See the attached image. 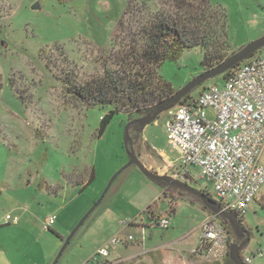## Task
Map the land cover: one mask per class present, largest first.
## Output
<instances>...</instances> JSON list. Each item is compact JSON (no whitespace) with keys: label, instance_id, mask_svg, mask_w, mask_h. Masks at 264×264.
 I'll list each match as a JSON object with an SVG mask.
<instances>
[{"label":"rangeland","instance_id":"1","mask_svg":"<svg viewBox=\"0 0 264 264\" xmlns=\"http://www.w3.org/2000/svg\"><path fill=\"white\" fill-rule=\"evenodd\" d=\"M128 1L0 0V142L4 143L0 153L5 159L10 157L9 168L14 171L10 184L0 187V201L29 208L25 215L33 218V224L20 233L28 264H33L32 256L39 249L53 254L50 264L55 262L66 238L98 202L115 173L129 161L126 128L141 114L116 112L99 136L101 119L113 107H88L67 94L59 79L73 72L78 80L85 81L103 73V64L118 51L125 36L120 23L128 24ZM158 2L151 0L149 4L154 9L159 7ZM212 2L227 12L231 54L264 35V0ZM258 53L264 54V47ZM202 60L200 48H190L180 59L166 60L159 74L175 93L207 70ZM223 83V76L218 75L190 94L197 96L204 87ZM169 113L170 108L165 109L138 136L130 128L129 143L133 139V150L148 169L184 181L189 178L191 186L216 201L211 183L199 177L197 168L190 166L189 175L180 174L178 154L166 135ZM261 161L264 163V151ZM93 170L94 181L82 189L80 182H87ZM159 188L137 166L125 169L57 264H91L87 260L93 252L92 240L105 222L110 236H141V231L129 223L146 225L150 220L146 211L151 205L154 214L170 218L168 228L146 232L153 240H174L179 248L187 250V257L200 264H220L193 254L202 225L212 214L189 194L176 203L171 213L170 200H176L178 192L172 191L164 198ZM122 200L132 207L118 212L116 207ZM49 216L56 217L54 232L38 236L33 226L35 219ZM243 224L250 231V240L241 255L251 259L249 264H264V257L257 255L259 250L264 253V187L250 205ZM230 236L231 243H239L232 233Z\"/></svg>","mask_w":264,"mask_h":264},{"label":"built area","instance_id":"2","mask_svg":"<svg viewBox=\"0 0 264 264\" xmlns=\"http://www.w3.org/2000/svg\"><path fill=\"white\" fill-rule=\"evenodd\" d=\"M166 135L178 154L180 174L187 176L190 166L197 168L199 177L211 183L223 211L245 217L264 187V54L244 60L221 86H209L194 99L171 108ZM55 222L56 217L49 216L44 227L51 229ZM148 224L149 228L165 229L170 218L153 214ZM145 234L143 230V241ZM135 239L133 234L116 235L90 261L98 264L110 255L111 248ZM230 244L229 228L215 213L203 223L193 254L208 262H221L229 256ZM257 255L263 257L264 253L259 250ZM243 260L251 262L249 257Z\"/></svg>","mask_w":264,"mask_h":264},{"label":"trees","instance_id":"3","mask_svg":"<svg viewBox=\"0 0 264 264\" xmlns=\"http://www.w3.org/2000/svg\"><path fill=\"white\" fill-rule=\"evenodd\" d=\"M149 1L151 0L128 1L125 11L129 17L128 24L124 26V22L120 23L125 36L118 51L111 53L103 64L102 74L93 75L85 81L78 80L72 71L59 76L66 93L75 100L88 107H113L101 119L99 136L103 134L116 112L142 114L147 107L174 94V90L159 74V69L166 60H178L185 50L200 48L203 53L202 64L209 69L231 55L228 15L222 6L213 4L212 0H159V7L153 9ZM240 64L222 75L224 81ZM20 97L23 99V96ZM194 97L189 94L182 102ZM131 129L136 132V136L141 133L138 125ZM132 143L133 139L128 144L131 150ZM94 179L93 170L87 182H80L82 189L89 186ZM154 182L161 187L164 198H168L172 191L178 192L176 200H170L171 213L176 210V203L183 199L185 194H189L195 197L204 209L215 214L195 194L164 181ZM186 182L190 183V179L186 178ZM146 213L151 220L154 214L152 205L147 208ZM220 218L239 242L232 225L226 218ZM239 219L244 223V217ZM242 258L244 259L243 256ZM226 262L234 264L229 256Z\"/></svg>","mask_w":264,"mask_h":264},{"label":"crops","instance_id":"4","mask_svg":"<svg viewBox=\"0 0 264 264\" xmlns=\"http://www.w3.org/2000/svg\"><path fill=\"white\" fill-rule=\"evenodd\" d=\"M2 144L4 145L3 142H0V149L3 148ZM0 154V187L2 188L3 185L7 186L10 184L9 177L14 171L10 169L11 167L8 164L10 157L5 159L7 157H4L2 153ZM4 163H6V166H4ZM159 189L161 192V187ZM2 194L3 191L0 190V197ZM119 206L120 207H116L118 212L132 207L130 203L124 200L119 203ZM28 211L29 208H23L18 203H0V264H28L27 258L29 256L27 254V249H22L21 243L23 242L20 234L21 231L24 232L26 230V228H24L25 226L29 227L30 223H32L31 220H33V218H28L25 215ZM7 215H10V220H7ZM13 218L18 219L16 223L12 221ZM45 220L46 219L42 218L35 219L33 226L38 236L43 237L48 233L47 231H51L52 229L55 230L54 226L51 229H46L44 227ZM129 224L131 227L140 230L141 234L143 230L147 232L149 229H152L149 228L148 223L146 224L147 226L138 225V223H133V221ZM99 228L98 231H95L97 237L92 240L91 250H93V252L90 258L99 248L107 245L109 240L117 235H109L110 230L108 222L103 223ZM56 231L60 233L59 230ZM135 238L134 241L112 248V250H110V255L106 258H101L98 264H200L199 260L187 257V250L179 248L174 240L165 242L163 240H153L154 238L147 233L145 234L144 241L141 239V236H135ZM34 255L35 256H32L33 260H31L33 264H50L53 256L51 253L43 252L42 249H39V252L36 251ZM89 259L87 263L90 261ZM90 263L94 264L91 261ZM218 263L228 264L226 260Z\"/></svg>","mask_w":264,"mask_h":264},{"label":"water","instance_id":"5","mask_svg":"<svg viewBox=\"0 0 264 264\" xmlns=\"http://www.w3.org/2000/svg\"><path fill=\"white\" fill-rule=\"evenodd\" d=\"M37 7V4L34 5V8ZM264 47V35L261 37L251 41L249 44L246 46L242 47L239 51L231 54L228 56L223 62L218 64L217 66L213 68H209L206 71L202 72L195 78H193L189 83H187L184 87L176 91L174 94L171 96L163 99L162 101L154 104L153 106L146 108L145 111H149L151 109H154V112L139 118L136 120L137 123L140 124V126L144 129L147 125L151 124L154 122L159 115L165 111V109L170 106V105H176L180 104L187 95L191 93L193 89L196 87L202 85L205 81L218 76V75H223L230 69H232L234 66L237 64H240L244 60L250 57L253 53L259 51ZM132 122H130L126 128V139H125V144L127 147L128 155H129V161L126 163L115 175L113 176V179L111 180L108 188L105 190L101 198L98 200V202L88 211V213L82 218L80 223L75 227V229L69 234V236L66 238L64 245L62 246L61 250L59 251L55 262L53 264H57L59 261V258L61 257L62 253L74 237V235L77 233L79 228L84 224L86 219L91 215V213L95 210L96 207L100 205L102 202L104 196L106 195L108 189L110 188L111 184L113 181L117 178V176L122 173L125 169L131 167L132 165L137 166L140 171L149 179L153 181H164L170 185H175L178 187H181L185 189L186 191H189L193 194H195L197 197H199L204 205L214 211L216 214L224 217L227 219V221L232 225V227L235 229L237 236L239 238H244L246 236V239L242 243H231L230 244V253L229 257L233 261L234 264H246L245 261L243 260L241 256V251L242 249L247 245V243L250 240V235L246 233L247 229L243 225V223L240 221L239 217L237 214L234 212H227L223 211L221 205L214 201L212 198H210L207 194H205L203 191L198 190L191 186L188 182L180 179V178H175L172 175H164V174H159L158 172L151 171L148 169L145 164L142 163V161L139 159V156L135 153L134 150L129 149L128 143L131 140V136L129 133L130 126Z\"/></svg>","mask_w":264,"mask_h":264},{"label":"flooded vegetation","instance_id":"6","mask_svg":"<svg viewBox=\"0 0 264 264\" xmlns=\"http://www.w3.org/2000/svg\"><path fill=\"white\" fill-rule=\"evenodd\" d=\"M176 105H177V104H176ZM176 105H173L171 108L175 107ZM151 106H153V105H151ZM151 106H149V107H151ZM149 107H147V108H149ZM171 108H170V109H171ZM153 112H154V109H151V110H149V111H144V113H142V114L140 115L139 118L145 117V116H147V115H149V114H151V113H153ZM139 118H138V119H139ZM136 120H137V119H134L133 121H130V122H132L130 128H132V127L135 126V125H138V127H139V129H140V132H142V131H143V128L140 126L139 123L136 122ZM244 226H245V225H244ZM245 228L247 229V231H246L247 235L250 234V231H249L248 227L245 226ZM230 238H231V236H230ZM245 239H246V236H245L244 238H239V243H242Z\"/></svg>","mask_w":264,"mask_h":264}]
</instances>
